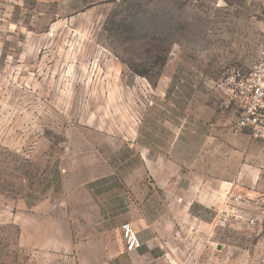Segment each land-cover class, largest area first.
<instances>
[{
    "label": "rangeland",
    "instance_id": "374dc122",
    "mask_svg": "<svg viewBox=\"0 0 264 264\" xmlns=\"http://www.w3.org/2000/svg\"><path fill=\"white\" fill-rule=\"evenodd\" d=\"M263 47L264 0H0V264H264Z\"/></svg>",
    "mask_w": 264,
    "mask_h": 264
},
{
    "label": "built area",
    "instance_id": "2783aa9c",
    "mask_svg": "<svg viewBox=\"0 0 264 264\" xmlns=\"http://www.w3.org/2000/svg\"><path fill=\"white\" fill-rule=\"evenodd\" d=\"M249 81L251 82L250 92L255 102L247 109L241 123L243 125H259L261 122L260 110L264 108V47L261 52L260 61L254 71L250 74ZM239 196L242 197L243 195L240 194ZM251 223L264 228V218L252 219ZM124 229L126 249L130 252L136 250L141 245L139 237L129 224L124 225Z\"/></svg>",
    "mask_w": 264,
    "mask_h": 264
}]
</instances>
